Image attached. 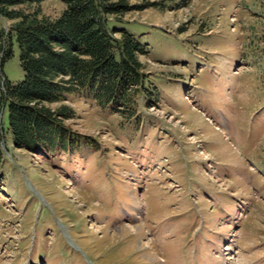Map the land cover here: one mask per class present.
<instances>
[{"label":"rangeland","instance_id":"obj_1","mask_svg":"<svg viewBox=\"0 0 264 264\" xmlns=\"http://www.w3.org/2000/svg\"><path fill=\"white\" fill-rule=\"evenodd\" d=\"M126 1L157 4L112 22L147 52L156 104L124 121L69 95L64 124L88 138L69 154L4 133L0 264H264V0Z\"/></svg>","mask_w":264,"mask_h":264},{"label":"trees","instance_id":"obj_2","mask_svg":"<svg viewBox=\"0 0 264 264\" xmlns=\"http://www.w3.org/2000/svg\"><path fill=\"white\" fill-rule=\"evenodd\" d=\"M44 1L0 0V145L6 132L27 152L73 153L88 138L64 124L74 117L64 104L69 95L91 99L124 121L136 119L137 98L147 109L156 104L138 59L147 52L112 22L157 4L132 9L126 0H59L64 8L51 20L42 15ZM14 44L23 73L17 84L2 71Z\"/></svg>","mask_w":264,"mask_h":264}]
</instances>
